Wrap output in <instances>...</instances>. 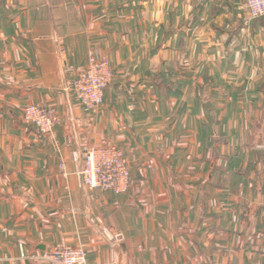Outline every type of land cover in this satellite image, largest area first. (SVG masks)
Listing matches in <instances>:
<instances>
[{
  "label": "crops",
  "instance_id": "crops-1",
  "mask_svg": "<svg viewBox=\"0 0 264 264\" xmlns=\"http://www.w3.org/2000/svg\"><path fill=\"white\" fill-rule=\"evenodd\" d=\"M90 57L114 74L95 111L70 87ZM30 105L61 125L40 134ZM105 147L126 194L81 186ZM67 245L88 264H264V19L245 0H0V264Z\"/></svg>",
  "mask_w": 264,
  "mask_h": 264
},
{
  "label": "built area",
  "instance_id": "built-area-1",
  "mask_svg": "<svg viewBox=\"0 0 264 264\" xmlns=\"http://www.w3.org/2000/svg\"><path fill=\"white\" fill-rule=\"evenodd\" d=\"M250 19L264 17V0H245ZM113 70L108 60L90 57L86 70L71 83L75 100L87 111L102 107L104 94L113 81ZM24 121L42 135L52 134L61 125V117L53 107L30 105L23 111ZM80 172L81 186L90 191L102 190L115 195L126 194L130 189L131 172L124 153L117 147L91 149L84 154ZM78 161L80 154L74 153ZM49 264H88L82 247L60 246L38 257Z\"/></svg>",
  "mask_w": 264,
  "mask_h": 264
},
{
  "label": "rangeland",
  "instance_id": "rangeland-1",
  "mask_svg": "<svg viewBox=\"0 0 264 264\" xmlns=\"http://www.w3.org/2000/svg\"><path fill=\"white\" fill-rule=\"evenodd\" d=\"M246 11H247V10H246ZM247 17L250 19L249 15H248V12H247ZM261 19H264V17H262ZM262 21H263V20H262ZM234 61H236V60L234 59ZM236 65H237V64H236ZM218 93H219V94H221V93L223 94V91H220V92H218ZM222 96H223V95H222ZM223 127H224V125H223ZM223 127H222V128H223Z\"/></svg>",
  "mask_w": 264,
  "mask_h": 264
}]
</instances>
